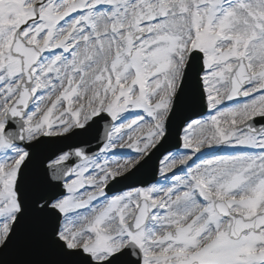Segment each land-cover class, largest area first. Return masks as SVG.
Segmentation results:
<instances>
[{"label": "snow or ice", "instance_id": "snow-or-ice-1", "mask_svg": "<svg viewBox=\"0 0 264 264\" xmlns=\"http://www.w3.org/2000/svg\"><path fill=\"white\" fill-rule=\"evenodd\" d=\"M0 264H264V0H0Z\"/></svg>", "mask_w": 264, "mask_h": 264}]
</instances>
